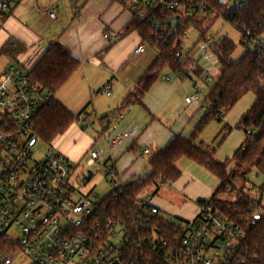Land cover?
I'll return each mask as SVG.
<instances>
[{
	"label": "built area",
	"instance_id": "2783aa9c",
	"mask_svg": "<svg viewBox=\"0 0 264 264\" xmlns=\"http://www.w3.org/2000/svg\"><path fill=\"white\" fill-rule=\"evenodd\" d=\"M23 1L0 0V13ZM188 2L183 6L180 0H135L131 11L148 20L160 36L170 33L171 37L198 11L206 12L204 4L195 7L193 0ZM80 10L76 7L75 13ZM44 11L52 21L58 20L55 6ZM240 34L244 46L264 54V33L244 29ZM105 38L119 40L109 33ZM147 43L142 42L134 53H143ZM200 45L197 62L189 65L188 72H196L197 66L203 73L212 70L216 42L206 39ZM209 81L211 76L205 79ZM110 89L106 85L103 92L110 95ZM200 93L197 88L186 102L191 107L199 104L206 112ZM52 98L50 91L32 81L24 65L12 63L0 75V264H16L20 255L27 256L30 264H247L257 260L245 230L210 200L200 204L194 220L165 221V226L152 193L140 192L122 205H113L142 180L123 181L116 169L118 152L136 139L137 128L113 129L105 150L89 153L88 166L103 167L112 188L102 199L94 190L81 191L94 174L78 173L77 164L53 146L36 159L41 141L35 118ZM104 154L108 158L102 166Z\"/></svg>",
	"mask_w": 264,
	"mask_h": 264
},
{
	"label": "crops",
	"instance_id": "0c3cea01",
	"mask_svg": "<svg viewBox=\"0 0 264 264\" xmlns=\"http://www.w3.org/2000/svg\"><path fill=\"white\" fill-rule=\"evenodd\" d=\"M134 1L24 0L9 12L0 13V51L10 42L21 48L14 61L8 56H1L7 62L0 67V75L8 65L16 62L24 65L29 72L54 43L61 44L80 62V68L58 91L55 98L71 115L78 116L83 113L80 118L83 124H88V119L94 122L89 134L79 129L80 120L73 123L65 134L53 142L52 146L56 150L79 163L91 151L105 150L106 138L113 129L137 128L136 139L117 154L116 169L123 181L148 177L151 173V157L167 147L177 135L205 148L204 142H199V131L203 127H200V123L205 112L199 104L191 107L186 102V98L194 95L197 88L203 92V87L196 82L193 83L194 87H186L182 81L188 77L187 73L185 78H181L169 71L164 72L139 102L123 106L124 101L136 93L140 80L160 55L158 48L149 42L143 53H134L144 42L138 30L131 29L126 32L137 16L131 11ZM235 2L231 1L230 5ZM52 6L57 8L56 21H52L44 11ZM76 7L81 8L78 14L75 13ZM106 33L118 35L119 40L110 42L105 38ZM197 56L198 52L195 51L192 58L196 60ZM214 68L215 63L211 72ZM106 85L111 87L110 95L103 92ZM252 96L243 105L232 108L235 111L230 110L225 115L224 119L229 125L239 124L255 102V95ZM118 111L120 114L115 116L114 121L101 122ZM237 119L239 122H235ZM234 132L240 135L237 134L236 138H232V133L228 135L227 148L221 147L222 149L216 151V161L222 163L232 159L245 142L244 132L238 129ZM74 140L78 141V145H71ZM89 148L93 150L86 152ZM145 150L150 153L144 154ZM107 158L106 154L101 157L102 166ZM235 167L236 162L231 160L227 170ZM98 168L104 171L103 167ZM177 168L181 175L173 185L183 193L181 195L184 200L179 206L171 207L161 202L157 196L155 204L160 208L161 215L170 210L175 219L191 221L199 213L200 202L213 197L220 180L187 158L180 159Z\"/></svg>",
	"mask_w": 264,
	"mask_h": 264
},
{
	"label": "trees",
	"instance_id": "16d2710c",
	"mask_svg": "<svg viewBox=\"0 0 264 264\" xmlns=\"http://www.w3.org/2000/svg\"><path fill=\"white\" fill-rule=\"evenodd\" d=\"M180 1L183 6L191 4L188 0ZM230 2L193 0L195 7L204 4L206 12L200 13L198 11L193 18L178 27L171 37L170 33L160 36V31L148 20L136 16L126 32L131 29L138 30L143 41L155 45L160 55L140 80L136 93L130 95L124 101L123 106L127 107L139 102L140 98L151 89L166 71L185 78L184 66L190 59L189 53L181 58L177 54L183 52L181 43L184 42L189 27L193 24L201 26L202 23H198L196 20L197 16L215 15L223 18L240 33L244 29L256 34L264 33V0H240L233 5H230ZM206 39V36L202 34L200 41ZM240 43L243 45L241 39ZM235 50L236 45L227 38L216 42L213 48L220 67V75L215 86L205 98L207 111L200 127L212 119L221 122L244 96L249 93L255 95L254 104L236 126V129L246 135L245 142L232 158L236 162V167L233 170H227L230 159L222 163L216 161L214 159L215 148H201L194 142L177 135L167 147L151 157L149 162L151 166L150 175L143 178L138 185L133 187V190L129 189L126 192L128 195H124L119 201L113 202V205H122L128 197L145 190H150L152 194L157 196L161 186L173 184L179 179L181 172L177 168V163L180 159L187 158L219 178L220 185L209 200L223 215L237 222L245 230L251 253L257 257L256 261H250L247 264H264V207L245 194L238 195L235 201L217 199L219 194L228 193L234 189L235 180L238 177L245 178V170L255 167L258 172L264 174V54L248 49L238 61H233L231 56ZM20 52L21 48L10 42L0 51V57L8 56L11 61H14ZM191 62L197 61L192 59L188 65ZM79 68L80 62L73 58L61 44L54 43L50 45L34 68L29 71L32 81L53 95L52 100L42 108L34 122L40 141L49 146H52L53 142L65 134L71 125L80 120L81 115H83V113L78 116L71 115L55 98L58 91ZM200 74L203 72L197 66L196 75L200 76ZM118 114H120L119 111L112 115L115 117ZM103 121L111 120L106 117L101 120V122ZM224 130L230 131V128L226 126ZM205 201H201L200 204ZM160 221L165 226L166 220L163 217L160 218Z\"/></svg>",
	"mask_w": 264,
	"mask_h": 264
},
{
	"label": "rangeland",
	"instance_id": "374dc122",
	"mask_svg": "<svg viewBox=\"0 0 264 264\" xmlns=\"http://www.w3.org/2000/svg\"><path fill=\"white\" fill-rule=\"evenodd\" d=\"M231 1L235 2L236 0H231ZM41 4H43V2H41ZM196 20L198 23H202L201 26H197L193 24L191 27H189L186 33V38L183 43L184 55H186L188 52H193L192 55H190L191 53H189L191 57L189 56L190 59L188 60V62L193 59L192 57L194 56L195 51L197 53L198 50L200 49L201 47L200 39L202 34H204L207 39H211L214 42H218L223 38H227L230 41H232L236 45V50L231 56V59L233 61H238L247 52V50L250 49L249 47L246 48L240 43L241 34L239 30H237L231 24L226 22L223 18L217 17L215 15H210L207 17L202 15V16H197ZM212 61L215 62L214 71L213 72L204 71V73L200 74V76L188 72V62L184 66V72L187 73L188 77L184 79L182 83H184L186 87H190V86L194 87L193 86L194 82L200 84V86L203 87L202 89L203 92H201L200 94L202 100L206 98L210 90L215 86L220 75V67L218 65L216 56H213ZM6 62H7L6 58L1 57L0 67L2 66V64ZM207 76H211V81H209L208 83L205 82ZM252 95L254 94L251 93L250 95H247L245 98L239 101L234 108L236 109V107H238V105L240 104L243 105L246 101H248L249 98L252 99L253 98ZM233 113L234 112H232V114ZM238 120L239 119H237L235 122H239ZM93 122L94 120L88 119V124H83L82 120H80L78 123L79 129L89 134V129L91 128V124ZM226 126L230 128V131L224 130V127ZM235 127H236L235 125L234 126L229 125L226 119H223L221 122H219L217 119L209 120L202 127L201 131H199V142H204L205 147L215 148L216 151H218L221 147L227 148V144L229 140L226 141V138L228 137V135L232 133L233 134L232 138H236L237 134L240 135L239 133L234 132L236 131ZM71 145L72 146L78 145V141L77 140L72 141ZM49 148L50 146H48L44 142H39L36 147L35 158L41 159L42 157H44V155L47 153ZM91 150H93V148H89L86 152ZM88 159L89 156L85 155L82 157V159H80L79 163L75 162L76 160H74L73 158L70 159V161L74 164H77L78 173L82 172L83 174L86 175L89 172H91L94 174V179L91 180L85 187H83L81 191L83 193H88L94 190L96 193H98L99 197L102 199L111 193L112 188L105 179L103 169L98 168V166H94V167L88 166ZM231 160L232 159H230L229 163L231 162ZM244 174H245V178L238 177L235 180V187L232 191L228 193L219 194L217 196V199L235 201L238 195L245 194L250 199H252L253 201L259 203L262 207H264V174L258 172V170L255 167H251L245 170ZM144 192L152 193L150 190H145ZM181 194L183 193L179 192L177 188L174 187L173 184H165L161 186L157 196L161 202L166 203L171 207H177L179 206V204H181L182 200H184ZM161 217H163L166 221H178L177 219L174 218V213H172V211L170 210H168V212H166L165 214L161 215ZM16 264H30V260L27 256L20 255L16 260Z\"/></svg>",
	"mask_w": 264,
	"mask_h": 264
}]
</instances>
